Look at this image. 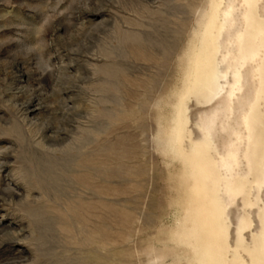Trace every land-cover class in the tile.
Here are the masks:
<instances>
[{"label":"rangeland","instance_id":"374dc122","mask_svg":"<svg viewBox=\"0 0 264 264\" xmlns=\"http://www.w3.org/2000/svg\"><path fill=\"white\" fill-rule=\"evenodd\" d=\"M244 1L0 0V264H263L264 94L257 166H218L254 68L231 120L201 132L212 54L233 67L245 6L264 25V0Z\"/></svg>","mask_w":264,"mask_h":264},{"label":"bare ground","instance_id":"6f19581e","mask_svg":"<svg viewBox=\"0 0 264 264\" xmlns=\"http://www.w3.org/2000/svg\"><path fill=\"white\" fill-rule=\"evenodd\" d=\"M229 1H231V0H229ZM233 1V0H232ZM246 1H248V0H246ZM246 1H244V2H246ZM253 2V0H250L248 3H250V2ZM258 1V0H257ZM235 2V1H234ZM238 2V1H237ZM240 3V2H239ZM248 3H245V4H248ZM253 3H255V2H253ZM259 3V2H258ZM230 4V3H229ZM228 4V5H229ZM233 4H235V3H233ZM244 4V5H245ZM238 5V7L240 6V4H237ZM259 5H260V3H259ZM259 5L258 4H256L255 6H257L258 7V9H259V11L261 12L262 10H260V8H262V5L259 7ZM231 6V5H230ZM233 6V5H232ZM235 6H236V4H235ZM252 6V4L250 5H248L247 7L245 6V10H246V14L244 13V12H242V13H244V14H242V15H244V21H245V27L244 26H241L240 24V27H242V28H239L238 29V31H237V37H236V39H234V42H236V44H237V53H236V55H234L235 56V58H233V55H232V59H234V65H233V67H232V62L231 61H228V59H227V55L231 52V50H229L230 52L229 53H227V55H223V54H226V53H223L222 54V52H221V54H222V56L220 55V57H221V59L218 61V59H217V54H218V52L217 51H220V50H217L215 53H213L212 54V57H211V60H209L210 61V64H209V70H206L207 71V73H206V75H205V78H204V80H203V85H204V87L205 88H207V93H205V96H204V102H209V101H211V100H213L214 98H216V97H218V101L216 102V106L214 105V107H213V110H212V114H210V112L207 114V115H211L210 117L208 116L207 118L206 117H204V119L206 118V123H205V125H204V128H203V130L201 129V132H202V135L206 138V143L208 144L209 142H210V137H211V135H213L214 134V132H216L215 131V128H214V126H216L217 124V120L221 117V124H223V123H227L229 120H231V119H229L230 118V115H232V113H231V111H233L232 109L234 108V106H233V104H234V102H235V100H237L239 97H241L242 98V94H240L241 92H242V86H243V83H242V78H243V74H245V73H243V71H245L246 69V67H251V68H254V74H251V76L252 75H254V77H255V86H254V100H255V103L253 104V106H251L250 108H249V110L245 113V111H246V109L245 110H242L243 109V106H242V113L244 112V114H240V112H238L241 116V118H242V120H241V123H240V125L241 126H243L242 127V130L244 129V131H245V133H241V131H235L234 132V129H233V131L231 132V133H235V134H233V135H236V137H235V139H232V141L229 143V145L226 147V149H225V151H224V153L221 155V158L218 156V153H217V156H218V159L220 158V162H219V171H220V168H222L223 170H224V172L227 174V177H229V178H231V177H233V176H235L236 174H233V170H234V166L235 165H238V162L240 161V158H242L243 160H245V161H243V163L244 164H246V162H249V163H253V164H255V166H257L256 164H258V161H259V158H257V148L258 147H261V141H260V139L258 138V136H257V134L255 133V131H254V121H255V119H256V114H255V110H256V107H257V101L260 99V97H261V95H263L264 94V72H263V70H264V68L262 67L263 66V64H264V62H263V58H264V54H263V47H264V25H263V22L262 21H257L258 20V17H257V20H255L256 18H253L254 17V14H252L251 13V16L249 15L250 14V12H251V9L253 8V7H251ZM229 7V6H228ZM234 7V6H233ZM237 7V6H236ZM241 7H243V6H241ZM256 7V8H257ZM229 8H231V7H229ZM229 8H228V10H229ZM235 8V7H234ZM233 8V9H234ZM239 9H240V7H239ZM244 9V8H243ZM253 10V9H252ZM257 10V9H256ZM230 11V10H229ZM233 10H231V12H232ZM235 12H236V10H234ZM233 11V12H234ZM240 11H242V10H240ZM240 11H238V12H240ZM226 12H227V8H226ZM225 13V12H224ZM253 13H255V12H253ZM257 13H258V11H257ZM234 14H236V13H234ZM239 14V13H238ZM256 14V13H255ZM262 14H264V13H262ZM241 15V14H240ZM252 15H253V17H252ZM257 15V14H256ZM228 16H229V14H228ZM261 16V15H260ZM225 17H226V19H227V15H225ZM230 17H231V14H230ZM234 17V16H233ZM223 18H224V15H223ZM222 18V19H223ZM229 18V17H228ZM238 18V17H237ZM240 18H242V16L240 17ZM226 19H223V21L225 20L226 21ZM231 19V18H230ZM259 19H262L263 20V18H259ZM243 20V19H242ZM222 21V20H221ZM220 21V22H221ZM225 21L224 22H221L222 24H221V26H219V32L226 26L225 25ZM234 21V20H233ZM237 22H238V20H236ZM236 21H234V22H236ZM230 22V21H229ZM228 22V23H229ZM231 22H232V19H231ZM241 23H244V22H241ZM230 25H232L231 23H229ZM235 23H233V25H234ZM235 25H238V23H236ZM234 25V26H235ZM228 26V25H227ZM229 27H232V26H229ZM229 27H227V29L229 28ZM236 27V26H235ZM235 27H232V28H234V29H236ZM232 28H230V29H232ZM217 30V31H218ZM224 30V29H223ZM224 32H225V30H224ZM223 32V33H224ZM227 32V31H226ZM218 34V33H217ZM220 34H222V32L221 33H219L218 35L220 36ZM226 34V33H225ZM228 34V33H227ZM233 34V33H232ZM235 34V33H234ZM233 34V35H234ZM217 35V36H218ZM236 35V34H235ZM218 36V37H219ZM224 36V35H223ZM217 37V38H218ZM221 37V36H220ZM216 39V38H215ZM220 39V38H219ZM227 41L230 39L229 37L228 38H225ZM209 40V39H208ZM231 40V39H230ZM236 40V41H235ZM210 41V40H209ZM216 41H218L217 39H216ZM226 41V43L228 44V42H231V41H233V40H231V41H228L227 42ZM211 43V42H210ZM217 43V42H216ZM215 43V44H216ZM219 43H220V41H219ZM225 42H224V44H226ZM218 44V43H217ZM230 44V43H229ZM206 45V44H205ZM223 44H220V46H222ZM231 45H233V44H231ZM230 45V46H231ZM225 46V45H224ZM224 46H222L223 48H224ZM227 46V45H226ZM219 47V46H218ZM222 47H220V49L222 48ZM228 47V46H227ZM219 49V48H218ZM224 49H226L227 50V48H224ZM233 49V48H232ZM205 51V50H204ZM203 51V52H204ZM223 51H225V50H223ZM234 51V50H233ZM227 52V51H226ZM236 52V51H235ZM234 53V52H233ZM220 54V53H219ZM235 54V53H234ZM219 57V58H220ZM229 57V58H230ZM228 62H231V63H228ZM220 64H231V69L229 70V69H227L228 68V66H230V65H226L227 67H226V69H223L224 67H222V69H220V67H219V65ZM230 68V67H229ZM250 68V69H251ZM198 69V68H197ZM247 71V70H246ZM250 72V71H249ZM250 73H252V72H250ZM249 73V74H250ZM199 74V73H198ZM228 75H231V78H232V81L230 82L229 81V78H228ZM247 76H248V71H247ZM251 76L250 77H248V78H251ZM245 78H246V76H245ZM244 78V79H245ZM254 80V79H253ZM247 81V80H246ZM245 82V81H244ZM201 86V85H200ZM244 88H245V90H246V84H245V86H243ZM253 87V86H252ZM244 88H243V90H244ZM195 90H196V86H195ZM241 91V92H240ZM252 93V92H251ZM241 95V96H240ZM251 95V99H250V101L252 100V94H250ZM244 99H245V97H244ZM245 101H246V99H245ZM235 104H236V102H235ZM239 104V103H238ZM245 105H248V104H245ZM244 105V106H245ZM248 107V106H247ZM211 108V107H210ZM264 108V107H263ZM204 113H206V112H204ZM234 114V113H233ZM204 115H206V114H204ZM238 115V114H237ZM234 116H236V115H234ZM202 118H203V116H202ZM234 118H237L238 119V117H234ZM183 119V118H182ZM236 119V120H237ZM202 120V119H201ZM235 120V122L237 123V121L239 120H237L236 121ZM205 121V120H204ZM220 122V121H219ZM232 121H230V123H231ZM239 122V121H238ZM233 123V122H232ZM201 124V123H200ZM234 124V123H233ZM232 124V125H233ZM239 124V123H238ZM201 126H202V124H201ZM219 126V125H218ZM241 126H240V128H241ZM200 127V126H199ZM213 128H214V131H212L213 130ZM219 128V127H218ZM222 129H220V131L221 130H224L223 128V126L221 127ZM200 129V128H199ZM227 129V128H226ZM228 129H231V126L228 128ZM216 130H218L217 128H216ZM232 130V129H231ZM230 130V131H231ZM212 132H213V134H212ZM219 132V131H218ZM224 132H225V130H224ZM221 133V132H220ZM230 133V132H229ZM216 136H217V133L215 134ZM215 135H214V137H215ZM221 135H223V134H221ZM227 135V134H226ZM263 135V134H262ZM218 136H219V134H218ZM228 136V135H227ZM229 136H230V134H229ZM225 137V136H224ZM243 137L245 138V140L243 139ZM218 138H221V137H217L216 139H218ZM213 140H214V138H212ZM229 139V138H228ZM224 140V139H223ZM212 141V140H211ZM223 142H225V141H222V143ZM244 142V143H243ZM264 142V141H263ZM218 142H216V144H217ZM221 143V144H222ZM218 144H220V143H218ZM244 144V145H243ZM215 145V144H214ZM216 146V145H215ZM223 146V145H222ZM244 146H245V148H244ZM263 148H264V146H262ZM216 148V147H215ZM219 148H221V147H219ZM242 148H243V150H242ZM191 149V148H190ZM218 149V148H217ZM222 149V148H221ZM216 150V149H215ZM223 150H224V148H223ZM242 151V155L240 156V152ZM197 152V151H196ZM193 153V152H192ZM192 153H191V155H192ZM220 153H222V152H220ZM193 156V155H192ZM259 156V155H258ZM217 161V160H216ZM260 161H262V167H264V155L262 156V158H261V160ZM217 162V163H218ZM240 163V162H239ZM198 164V163H197ZM197 164H196V166H197ZM248 164V163H247ZM200 164H198V166H199ZM241 165H243V164H241L240 163V166ZM247 166V165H246ZM245 166V167H246ZM200 167V166H199ZM237 167V166H236ZM242 167V166H241ZM248 167V166H247ZM245 168V169H248V168ZM250 167V166H249ZM243 168H244V165H243ZM236 169H239V167L238 168H236ZM198 170V169H197ZM215 170V169H214ZM218 170V169H217ZM250 170V169H249ZM237 171V170H236ZM241 171V170H240ZM223 172V171H222ZM223 172V173H224ZM235 172V171H234ZM244 172H246V170L244 171ZM247 172H250V171H247ZM246 172V173H247ZM219 173V172H218ZM236 173H238V174H241V172L239 173V170H238V172H236ZM243 173V172H242ZM204 174V173H203ZM237 174V175H238ZM248 174V173H247ZM244 174H242V176H243ZM209 177V176H208ZM210 178V177H209ZM228 178V179H229ZM206 179V178H205ZM222 180H223V178H222ZM251 180H252V178H251ZM225 181H226V179H225ZM233 181V180H232ZM224 182V181H223ZM229 182H230V179H229ZM254 182V181H253ZM258 182V181H257ZM264 182V181H263ZM262 182V184H263V186H264V183ZM227 184H228V182H226ZM226 183H225V186H226ZM252 183V182H251ZM224 184V183H223ZM230 184V183H229ZM245 183L243 182V181H237V182H235L231 187H229L230 189H228V187H227V189H228V191L226 190L225 192H226V196L228 197V195H227V192L229 193V194H231L232 192L233 193H237V192H240L242 189H243V185H244ZM253 184H256V182L255 183H253ZM259 185H260V183L258 184L257 183V188L256 189H258V187H259ZM221 186V185H220ZM224 186V185H223ZM226 187H223L222 189L224 190ZM252 187V186H251ZM229 190H230V192H229ZM252 190H255V189H252ZM251 192V191H250ZM232 193V194H233ZM231 194V195H232ZM240 194V193H239ZM250 194V193H249ZM257 195H258V192L256 193ZM230 195V196H231ZM256 195V196H257ZM238 197V196H237ZM237 197H235V202H236V198ZM259 197V196H258ZM257 197V199H259V198H261V197H259L258 198ZM232 198V197H231ZM231 198H229L230 200H232ZM255 198V197H254ZM228 199V200H229ZM251 199V198H250ZM249 199V200H250ZM256 199V200H257ZM234 200H233V202H234ZM233 202H232V204H233ZM234 202V203H235ZM251 202V201H250ZM253 202V201H252ZM251 202V203H252ZM249 203V202H248ZM251 203H249V205L251 204ZM229 204V203H228ZM232 204H229L228 206H230V205H232ZM252 205V204H251ZM256 205V202H255V204H254V206ZM245 206V205H244ZM253 206V205H252ZM251 206V207H252ZM250 208V207H249ZM220 211V210H219ZM225 214V213H224ZM246 226V225H245ZM259 247H260V253H262V257H261V260L260 261H263V264H264V233H262V235H261V237H260V239H259Z\"/></svg>","mask_w":264,"mask_h":264}]
</instances>
